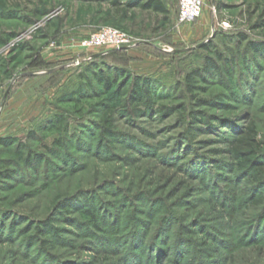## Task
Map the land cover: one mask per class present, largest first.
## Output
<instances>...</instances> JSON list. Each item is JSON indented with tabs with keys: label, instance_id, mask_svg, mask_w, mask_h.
<instances>
[{
	"label": "rangeland",
	"instance_id": "rangeland-1",
	"mask_svg": "<svg viewBox=\"0 0 264 264\" xmlns=\"http://www.w3.org/2000/svg\"><path fill=\"white\" fill-rule=\"evenodd\" d=\"M162 1L0 0V264H264V0L191 22ZM105 25L131 43L82 47ZM110 65L107 89L91 68ZM251 124L256 167L231 149Z\"/></svg>",
	"mask_w": 264,
	"mask_h": 264
},
{
	"label": "trees",
	"instance_id": "trees-1",
	"mask_svg": "<svg viewBox=\"0 0 264 264\" xmlns=\"http://www.w3.org/2000/svg\"><path fill=\"white\" fill-rule=\"evenodd\" d=\"M100 1H109L113 5H121L122 0H100ZM125 5L128 8H134L139 7L143 10H151L158 13H161L165 16L168 14V9L164 5L162 0H126ZM115 26V25H113ZM118 27V26H116ZM253 50L255 52H263L264 51V42L263 43H252ZM219 57L224 62L226 68L228 70L231 69V67L234 65V59L223 57L222 55H219ZM245 58V62H246ZM232 65V66H231ZM93 70L94 75L97 77V79L103 83L107 89L111 88L121 76L125 75L126 72L123 69L117 68L116 66L113 67L112 65L107 67V70L104 72L103 69H100V71H96L94 68H91ZM205 72L208 73H215L220 74V68L218 64H216L213 61H209L206 65V67L203 70L195 69L193 72L189 73L187 76L188 78L194 77L195 74L199 75L200 77H205ZM134 84L132 88L130 89V94L132 97L139 99V101H146L149 100L148 97L151 96V82L149 80L143 83L141 82V78L137 77L134 79ZM121 93L120 91H118ZM161 111H166V109L163 107ZM197 114V113H195ZM195 119L202 121V118L198 115L194 116ZM200 126L196 124V120L193 121L189 126L188 130L189 133H192V131L197 130ZM106 131H109L110 128L105 127ZM231 149L235 156H238L245 165L248 167H256V161L259 157V141L257 139V130L256 127L251 124L247 125L246 127L242 126L238 131L237 135L232 139L231 141ZM87 213L91 214V219L98 227L97 223V216H95V213H91L90 210H86Z\"/></svg>",
	"mask_w": 264,
	"mask_h": 264
},
{
	"label": "built area",
	"instance_id": "built-area-1",
	"mask_svg": "<svg viewBox=\"0 0 264 264\" xmlns=\"http://www.w3.org/2000/svg\"><path fill=\"white\" fill-rule=\"evenodd\" d=\"M203 10L204 0H179L180 22H191L198 19ZM227 24V22L224 23V25ZM130 43L131 37L126 31L113 25H105L84 38L81 45L84 48L117 49L126 47Z\"/></svg>",
	"mask_w": 264,
	"mask_h": 264
}]
</instances>
